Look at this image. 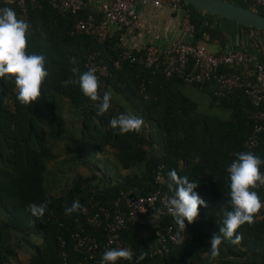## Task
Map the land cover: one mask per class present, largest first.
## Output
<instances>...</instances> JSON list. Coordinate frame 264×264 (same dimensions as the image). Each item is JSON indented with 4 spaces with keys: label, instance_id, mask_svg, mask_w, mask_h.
Returning <instances> with one entry per match:
<instances>
[{
    "label": "trees",
    "instance_id": "obj_1",
    "mask_svg": "<svg viewBox=\"0 0 264 264\" xmlns=\"http://www.w3.org/2000/svg\"><path fill=\"white\" fill-rule=\"evenodd\" d=\"M228 1L264 14L250 1ZM186 5L193 25L186 40L206 48L216 44L219 49L213 52H223L228 31L212 21L219 16ZM4 7L14 9L17 18L30 25L27 50L45 57L48 76L40 99L30 106L17 101L14 79L0 78V264L86 261L82 249L74 247L72 234L80 231L104 240L103 219L88 222L81 210L66 215L65 208L75 200L89 211L92 203L109 207L119 192L130 191L132 196L174 194L168 188L172 170L199 184L194 191L207 207L200 206L193 224L185 221L183 243L162 246L153 237V229L141 234L139 226L119 231L133 260L120 259L116 264H136L139 253L145 254L139 264H264V222L256 217L253 224L238 229L243 236L239 245L223 241L219 255L215 259L210 255V240L219 233L223 211L231 210L226 169L236 153L249 152L243 142L251 130L254 107L240 89L214 96L213 78L199 85L119 59L116 29L98 42L74 28L76 19L89 11L88 6L62 12L46 2L19 7L0 1V8ZM232 22L242 34L249 30L264 34ZM256 59L264 65V49ZM89 61L106 68L104 74L96 71L99 94L111 96V107L103 115L97 114L95 102L83 95L78 83L63 84L78 79L72 67L87 71ZM234 68L224 64L217 71ZM186 87L205 97L208 109L224 115L200 108L197 100L186 94ZM121 113L142 117V130L124 135L113 130L109 122ZM251 152L264 160V126ZM253 190L260 198L264 196V190ZM43 202H47V210L40 218L26 210L29 204ZM161 219L177 233L172 216L162 215ZM98 255H102L99 249L96 258L88 262L94 264Z\"/></svg>",
    "mask_w": 264,
    "mask_h": 264
},
{
    "label": "built area",
    "instance_id": "obj_2",
    "mask_svg": "<svg viewBox=\"0 0 264 264\" xmlns=\"http://www.w3.org/2000/svg\"><path fill=\"white\" fill-rule=\"evenodd\" d=\"M15 3L19 7L29 5L39 6L46 2L62 12H75L88 6L89 11L76 19L74 28L89 34L100 42L109 32L118 31L116 46L119 59L128 62L141 63L146 67L159 69L164 75L175 74L184 81L203 84L209 78L215 82L214 96H222L233 89H240L253 105L251 130L246 135L243 145L251 152L257 145L258 136L264 126V65L256 59V55L242 49L226 48L225 51L215 53L206 46L191 44L186 40L193 30L189 20V8L182 0H0ZM250 1L264 12V0ZM167 8L176 17L180 37L169 38L165 34L153 29L143 21V8ZM94 10V11H92ZM141 40L133 43V38ZM224 64H233V71H217ZM91 68H96L100 74L106 73L104 65L91 61ZM264 172V165L260 166ZM159 176L158 172L155 177ZM257 189L264 190V186ZM158 191V190H156ZM128 192H119L109 207L96 203L85 208L81 213L88 222L98 218L103 219L104 240H97L92 236L77 231L72 234L74 247L82 249L86 261L79 264H91L95 252L99 249L103 253L112 248H128L129 245L120 232L134 226H139L141 234L153 229V237L162 246L175 242L176 230L170 223L164 222L161 216L169 215L166 204L174 194L154 192L143 196H132ZM264 202V196L260 198ZM264 222V208L256 215ZM102 255H98L102 257ZM99 257V258H100ZM99 258L94 264H101Z\"/></svg>",
    "mask_w": 264,
    "mask_h": 264
},
{
    "label": "clouds",
    "instance_id": "obj_3",
    "mask_svg": "<svg viewBox=\"0 0 264 264\" xmlns=\"http://www.w3.org/2000/svg\"><path fill=\"white\" fill-rule=\"evenodd\" d=\"M30 25L17 18L14 9L0 8V78L14 79L18 90L16 99L22 106H30L41 97L42 85L48 72L45 69V57L40 54L28 52V30ZM96 68H89L81 72L79 67H72L73 76L78 79L63 81L64 86L79 84L84 96L95 102L97 114L107 113L111 107V96L105 92L99 94L100 80L96 75ZM110 127L118 130V134L139 133L143 126L142 117L131 113H121L118 117L111 118ZM264 160L252 152L236 153V159L227 167L230 181L231 210H224V219L219 233L214 234L210 240V255L215 259L219 255V246L223 241L231 245L242 242V234L238 229L245 223L251 225L255 222L256 215L264 208L258 192L253 190L264 186V172L260 166ZM168 188L174 193L167 201L168 213L178 225L176 241L184 242L182 233L186 230L185 221L193 224L199 216L200 206L207 207L204 199L194 191L199 184L190 181L187 176H179L175 170L168 173ZM33 217L44 216L47 202L29 204L26 209ZM77 210H83L78 200L73 201L71 207L65 208V214L70 215ZM175 241V242H176ZM120 259L133 260V252L128 248H112L102 255L101 264H116ZM145 259L144 253L136 255V264Z\"/></svg>",
    "mask_w": 264,
    "mask_h": 264
},
{
    "label": "crops",
    "instance_id": "obj_4",
    "mask_svg": "<svg viewBox=\"0 0 264 264\" xmlns=\"http://www.w3.org/2000/svg\"><path fill=\"white\" fill-rule=\"evenodd\" d=\"M143 13V21L148 26L161 32V34L167 35L169 38L180 37L176 17L169 11V9H153L147 6L143 8ZM212 21L216 26H221L224 30L228 31L224 51L226 48L232 47L234 49H242L258 55L260 53V49H264V34L253 30H249L245 34H242L237 30L236 24L220 17H214ZM231 32L232 34H230ZM235 39H237V41H235ZM140 40V38L135 37L133 38V43H138ZM207 48L211 51H215L216 49H219V46L212 44L207 46Z\"/></svg>",
    "mask_w": 264,
    "mask_h": 264
},
{
    "label": "water",
    "instance_id": "obj_5",
    "mask_svg": "<svg viewBox=\"0 0 264 264\" xmlns=\"http://www.w3.org/2000/svg\"><path fill=\"white\" fill-rule=\"evenodd\" d=\"M202 11L264 31V14L228 0H182Z\"/></svg>",
    "mask_w": 264,
    "mask_h": 264
},
{
    "label": "rangeland",
    "instance_id": "obj_6",
    "mask_svg": "<svg viewBox=\"0 0 264 264\" xmlns=\"http://www.w3.org/2000/svg\"><path fill=\"white\" fill-rule=\"evenodd\" d=\"M235 29V28H234ZM235 41H237V39H235ZM240 41V40H239ZM185 91L187 92L186 94L189 95L190 97H192L194 100H197L198 102V106L202 109H205L206 111L208 112H216L218 113L219 115H224V112L222 111H217V109L215 108H211V109H208V106H207V99L205 97H202L200 96V94L198 93V91L196 89H192L190 87H186L185 88ZM18 257L20 258L21 261H24L25 258H23L22 256L18 255Z\"/></svg>",
    "mask_w": 264,
    "mask_h": 264
}]
</instances>
